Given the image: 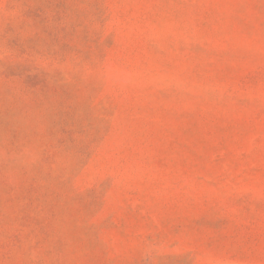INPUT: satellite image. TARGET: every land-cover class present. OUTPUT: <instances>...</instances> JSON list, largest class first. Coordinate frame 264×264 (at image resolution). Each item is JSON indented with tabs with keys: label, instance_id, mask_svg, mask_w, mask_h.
Returning <instances> with one entry per match:
<instances>
[{
	"label": "rangeland",
	"instance_id": "1",
	"mask_svg": "<svg viewBox=\"0 0 264 264\" xmlns=\"http://www.w3.org/2000/svg\"><path fill=\"white\" fill-rule=\"evenodd\" d=\"M0 264H264V0H0Z\"/></svg>",
	"mask_w": 264,
	"mask_h": 264
}]
</instances>
